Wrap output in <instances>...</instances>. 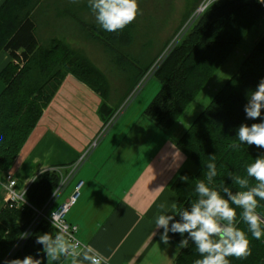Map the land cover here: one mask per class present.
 <instances>
[{"label": "trees", "instance_id": "trees-1", "mask_svg": "<svg viewBox=\"0 0 264 264\" xmlns=\"http://www.w3.org/2000/svg\"><path fill=\"white\" fill-rule=\"evenodd\" d=\"M42 3L43 0H4L0 5V50L9 56L0 71L3 85L0 91L2 171L12 166L66 75H72L99 95V114L104 123L113 111L108 104L110 83L105 73L87 58L81 47L71 44L72 41L67 37H51L47 43L38 38L35 19L40 14L38 10ZM65 12L69 13L65 15ZM62 13L65 21L69 18L84 34L86 31L91 33L90 36L103 46L110 56L109 60L121 74L132 76L130 82L127 79L125 93L136 85L152 64L149 56L144 61L138 58V64L135 65L124 52L132 40V31L135 29L133 23L122 33H110L93 21L89 10L83 13L64 8ZM262 14L264 3L260 0H214L208 4L155 70L153 77L160 87L145 107L144 115L163 130L171 128ZM64 30L66 28L63 27ZM166 44L167 41L161 48ZM261 78H264V34L250 49L249 59L240 72L222 85L177 137L176 147L196 168L193 172L180 170L170 184L180 207H190L196 199L195 185L198 180L206 179L210 155H215L218 171L210 186L224 195L222 186L230 188L233 193L240 190L229 175L245 176L246 166L264 154V149L254 145H241L238 149L230 147L239 143L235 139L242 123L251 126L264 120V110L257 120L247 119L244 111L249 91L256 88ZM183 176H187L188 181H183ZM58 182L59 176L55 172H41L26 188L25 200L40 209ZM250 182L255 184L254 180ZM236 211L239 221L241 209L237 208ZM257 211L264 215V201L260 202ZM33 217L34 211L30 208L19 210L4 206L0 210V262ZM239 227L248 235L252 255L244 260L230 257L231 264H264V237L259 240L253 238L243 222L239 223ZM52 231L55 232V229L46 221L39 222L13 258L23 259L27 255L38 258L42 254V245L35 242L37 235ZM169 236L170 244L177 247L182 237L171 232ZM199 258L194 242L189 239L188 248L179 249L174 264H194Z\"/></svg>", "mask_w": 264, "mask_h": 264}, {"label": "crops", "instance_id": "crops-1", "mask_svg": "<svg viewBox=\"0 0 264 264\" xmlns=\"http://www.w3.org/2000/svg\"><path fill=\"white\" fill-rule=\"evenodd\" d=\"M8 60L7 52L0 50V71ZM99 104L96 92L66 75L9 170L16 188H27L45 168L65 169L98 138L69 182L71 189L53 208L67 198L76 180H82L79 197L66 216L77 226L80 242L94 246L108 264H174L179 250L162 242L163 229H155V219L161 203L175 201L170 184L189 166L175 145L177 137L147 121L144 110L142 120H119L106 129L109 121L100 118ZM4 174L0 170V210L6 194Z\"/></svg>", "mask_w": 264, "mask_h": 264}, {"label": "clouds", "instance_id": "clouds-1", "mask_svg": "<svg viewBox=\"0 0 264 264\" xmlns=\"http://www.w3.org/2000/svg\"><path fill=\"white\" fill-rule=\"evenodd\" d=\"M260 2L264 3V0ZM87 5L97 25L110 33H122L143 14L139 0H87ZM262 110L264 78L259 80L254 90L249 91L244 106L246 118L251 120L260 119ZM235 140L239 143L230 147L238 149L241 145H254L264 149V120L251 126L242 123L237 129ZM215 160V155L209 156L206 179L197 181L196 199L191 202L190 207H180L176 201L161 203L155 219V229H163L160 237L164 244L171 243L170 232L182 237L177 245L178 250L188 248L189 239L194 242V249L201 257L194 264H231L230 257L244 260L251 256L250 240L247 233L239 227L240 222L247 225L253 238L259 240L264 237V215L257 211L260 202L264 201V154L246 166L245 176L229 175L240 190L233 193L230 188L222 186L224 195L210 186L218 175ZM181 179L188 181L189 178L183 176ZM162 189L163 186L156 190ZM237 208L241 209L239 221ZM177 216L179 219H176ZM51 220L56 231L39 234L35 241L42 245L40 251L46 257L47 264H54L62 258L70 259L71 264H108L107 258L94 246L80 242L69 230L66 231L57 213L51 214ZM28 235L24 233L22 238H27ZM44 257L27 255L23 259H13L8 264H44Z\"/></svg>", "mask_w": 264, "mask_h": 264}, {"label": "rangeland", "instance_id": "rangeland-1", "mask_svg": "<svg viewBox=\"0 0 264 264\" xmlns=\"http://www.w3.org/2000/svg\"><path fill=\"white\" fill-rule=\"evenodd\" d=\"M213 1L214 0H188L187 2L186 0H139L143 14L139 15L134 21L133 24L135 26H133L135 29L132 31V40L124 52L128 60H131L135 65L138 64V58L141 57L144 61L149 56V61L152 64H150L149 68L136 85L126 93L125 88L128 82L131 81L130 79L132 76L130 74H121L119 72L120 70L114 67V64L111 63L112 60H109L110 56H108V53L105 52V49L102 48L103 46L97 40L90 36V32L88 33L86 31L84 34L69 18H66V21L64 20V14L62 13L64 8H66L67 11L71 10L83 13L86 10L90 11L87 0H43L42 7L38 10L40 14H38L35 21L37 23L38 35L40 36L38 38L41 42L47 43L51 37L55 36L59 38L67 37L66 39L72 41L71 44L76 47H81L87 58L105 73L111 86L110 103L108 102V104L113 111L108 120L109 125L106 127V129H110L111 126H114L119 120V124L133 118L142 120L144 116H140V114H142L144 108L160 87L157 79L153 77L155 70L168 55L170 50L180 42L182 37L191 28L199 14L194 16L193 21L188 26L187 23L189 20H192L193 14L195 12L197 13L198 7L205 3L206 7ZM68 13L69 12H65V15ZM91 15L95 22L94 15L92 13ZM63 27L66 28V30L62 31ZM262 34H264V14H262V17H260L246 32L239 44L231 50L225 61L190 102L179 120L174 123L171 128L165 129L168 134L179 137L183 133L186 127L189 126L197 115L206 107L212 96L222 85L231 76L239 73L243 66H245V63H247L249 59L250 49ZM166 41L167 44L161 48ZM148 62L146 64H148ZM144 118H146V120L148 119V117ZM106 133L107 131L104 134ZM188 163L189 166L187 169L191 172L195 171L196 168L194 164L191 162ZM10 168L4 171L7 172ZM66 174L67 170L64 169L63 175L65 176ZM71 186L72 184L66 189H63L55 199H59L64 191L68 192ZM50 197L48 199H50ZM56 200L52 207L57 202ZM28 226L24 228L19 237L15 240L13 246L8 253L5 254L0 264H8V262L5 263L6 259L10 258L11 252L20 246L18 241H21L22 234H24ZM13 256L14 254L9 261L14 259Z\"/></svg>", "mask_w": 264, "mask_h": 264}, {"label": "built area", "instance_id": "built-area-1", "mask_svg": "<svg viewBox=\"0 0 264 264\" xmlns=\"http://www.w3.org/2000/svg\"><path fill=\"white\" fill-rule=\"evenodd\" d=\"M97 143H98V138L91 143V145L89 146V148L87 149L85 153H83L73 163H71L69 166L65 168V170H67V174L65 176L63 175L64 168H61V167H49L41 171V172L43 171L55 172L60 177V182L58 186H56L54 193L51 195L50 199L47 200V202L44 204V206L41 209L34 208L30 203H28L25 200L24 192L26 188L20 191L17 190L16 180L13 174L10 171L5 172L4 177H3V186L6 192L5 197H4V206H7L9 208L19 209V210L30 208L34 211V217L24 233H28L30 235L31 232L34 230V228L38 225V223L43 220L52 226L51 214L55 212L61 217L64 223V226L66 227V231L69 230L75 236L77 232V226L67 222L66 216L69 210L71 209V207L74 205V203L79 197L80 190L83 186V181L79 179L76 180L67 198L59 202L54 208L52 207V205L55 202L56 200L55 198L57 197V195H59V193L63 189H65L68 186L69 182L75 177L84 158L86 157L88 152H90L93 148L96 147ZM61 227H63V225H61ZM27 238H21V241L20 240L18 241V243H20V246L18 244L19 247H17L15 250L11 252L10 258L6 259L5 263L9 262V260L12 259V255L16 251L21 250Z\"/></svg>", "mask_w": 264, "mask_h": 264}, {"label": "bare ground", "instance_id": "bare-ground-1", "mask_svg": "<svg viewBox=\"0 0 264 264\" xmlns=\"http://www.w3.org/2000/svg\"><path fill=\"white\" fill-rule=\"evenodd\" d=\"M205 5H206V3H205L204 5H201L200 7H198V9H197V13L195 12V13L193 14V17L191 18L192 20H191V21L189 20V22L187 23V26L193 21L194 16L198 15V14L203 10V8L205 7ZM187 26H186V27H187Z\"/></svg>", "mask_w": 264, "mask_h": 264}]
</instances>
